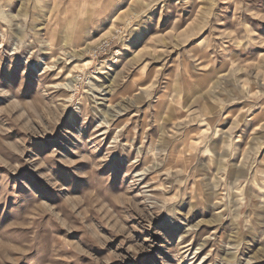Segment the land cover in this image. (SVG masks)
Segmentation results:
<instances>
[{"label":"rangeland","instance_id":"1","mask_svg":"<svg viewBox=\"0 0 264 264\" xmlns=\"http://www.w3.org/2000/svg\"><path fill=\"white\" fill-rule=\"evenodd\" d=\"M0 264H264V0H0Z\"/></svg>","mask_w":264,"mask_h":264}]
</instances>
